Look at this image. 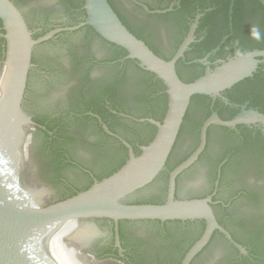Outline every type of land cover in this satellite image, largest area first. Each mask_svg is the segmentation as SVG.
Instances as JSON below:
<instances>
[{
	"label": "water",
	"instance_id": "1",
	"mask_svg": "<svg viewBox=\"0 0 264 264\" xmlns=\"http://www.w3.org/2000/svg\"><path fill=\"white\" fill-rule=\"evenodd\" d=\"M39 1L40 6L36 7L34 12L28 13L32 22L44 23L49 19L67 16V6L62 0ZM36 2L31 0L22 4L26 7L25 5H35ZM83 8L87 18L85 24L102 39L124 49L127 52L126 58L136 61L139 68L154 73L163 81L168 94L167 112L162 122L154 119L139 120L157 129L153 140L140 148L139 156L134 155L129 143L118 138L127 149L126 163L108 178L94 180L89 189L56 201L68 192L59 178H65L77 187L84 186L87 179L72 167L53 169L43 140L38 135L34 136L33 144L35 170L31 174L32 180L28 179L30 133H34L32 129L35 124L20 106L30 67L31 50L34 45L50 38L56 31L33 39L15 5L10 0H0V21L4 31L0 33V37L6 42L5 68L3 72L0 70V264H116L93 259L81 251V247L98 233L95 234L90 225L80 221L102 218L112 220L116 225L120 220H203V233L186 252L180 264H190L207 245L214 231L223 234L240 253L245 254V249L216 221L210 207V198H175L176 178L191 166L204 150L210 125L230 128L244 123L264 124L263 115L243 109L231 120L225 121L213 113L200 128L196 149L169 173L166 195L163 177L146 186L163 169L191 97L205 95L215 99L222 91L251 77L258 65L264 61V49L235 55L220 62L213 69L207 68L202 76L192 82L185 83L176 72L175 62L183 58L184 51L193 40L194 26L174 57L166 61L127 30L107 0H84ZM88 49L98 57L111 54L109 48L102 43L95 40L85 41L84 35L72 37L66 47L48 44L37 48V55L57 71V76L50 81L41 77L34 79L33 111L63 110L71 106L81 73V69L76 68L73 57L85 55ZM128 72L131 77L141 76L133 65H129ZM74 126L79 130L80 136L89 143L80 139L68 146L69 153L95 172H101V161L111 153V149L108 146L100 150L94 149L93 146L100 142L94 129L82 123H75ZM26 128L29 130L25 134ZM102 128L108 135H113L105 125H102ZM121 132L126 133L124 130ZM194 143V136L185 134L175 149L173 160L183 156ZM209 185L207 165L202 162L182 177L180 192L200 193L207 190ZM241 187H255L259 192V203L254 205L247 200H241L236 207L245 214H255L264 224V172L248 170L242 173L233 188ZM164 195L165 200L161 204L128 203L134 200H161ZM138 227L141 234L150 239L153 245V227L148 224H140ZM174 228L176 227L173 226L172 229ZM163 248L165 249L160 246L161 250H164ZM230 254L231 250L227 244L217 237L197 264H215L220 257Z\"/></svg>",
	"mask_w": 264,
	"mask_h": 264
},
{
	"label": "flooded vegetation",
	"instance_id": "2",
	"mask_svg": "<svg viewBox=\"0 0 264 264\" xmlns=\"http://www.w3.org/2000/svg\"><path fill=\"white\" fill-rule=\"evenodd\" d=\"M10 1L23 16L33 39L56 31L50 38L33 46L20 103L22 111L35 124L32 129L34 133H30L28 179L32 180L31 174L35 170L33 144L34 136L38 135L43 140L53 169L59 170L63 166L75 168L86 177L87 181L93 183L97 180V174L107 167L116 153L115 142L122 144L118 138L127 143L130 141L140 149L143 146L141 142L148 136L149 123L139 120L153 118L134 115L133 111L137 103L128 99L123 92L124 86H134L128 72L129 65H133L135 69L138 65L136 61L127 59V55L119 54L118 46L102 39L85 24L87 18L83 8L84 0H62L67 6V16L49 19L44 23L32 22L28 16V13L34 12L36 7L40 6L39 0H35L39 5L35 3V5H25L26 7H23L22 3L31 0ZM262 1L264 3V0H107L127 30L144 42L154 54L166 61L174 57L194 26L193 40L184 51L183 58L175 62L176 72L182 80L204 73L207 68L213 69L220 62L235 55L263 50L264 4ZM0 33H4L2 22ZM78 35H84L85 41L95 40L102 43L111 51L110 56L98 57L90 49L83 56L74 55V64L76 68L81 69V73L71 106L63 110L33 111L34 79L41 77L45 81H50L57 76V71L37 55V48L48 44L66 47L70 39ZM5 61L6 42L0 37L2 72ZM121 78L128 79L122 86L118 83ZM245 79L250 80L236 88H232L233 85L222 91L220 96L215 99L210 98L206 103H195L190 106L185 121L186 130L180 139L189 133L194 136L195 143L174 162L184 159L187 155L189 157L196 149L200 128L213 113L225 121L231 120L243 109L253 110L264 116V61L258 65L251 77ZM107 95H111L116 101L115 108L107 101ZM94 109H98L100 114L93 112ZM75 123L91 126L97 133L100 142L93 146L94 149L100 150L105 146L111 149V153L101 161V172H95L69 153L68 146L78 140L89 143L80 136L79 130L74 126ZM102 125H105L113 135H108ZM197 125H200L199 129L195 130ZM109 126H113L115 131H111ZM99 127L109 138L98 134ZM120 129L126 133H122ZM28 130L25 129V134ZM196 133H198V141ZM52 143L56 144L55 149L63 155V162L60 165L53 162L50 151ZM131 147L133 149L132 145ZM202 162L206 163L210 175L208 189L200 193L180 192L182 177ZM248 170L264 172V124L244 123L230 128L210 125L207 129L204 150L198 159L176 178L175 198L178 200L210 198V207L216 221L245 249L246 253H240L223 234L214 231L207 245L190 264H197L217 237L227 244L231 254L220 257L215 264H264V224L255 214H245L236 207L241 200H247L254 205L259 203V192L255 187L233 188L239 176ZM158 178L159 176L146 187L152 185ZM59 181L68 192L56 201L67 198L70 193L80 192L83 187L74 186L65 178H59ZM164 200L165 197L161 200H134L128 203L161 204ZM202 222L204 221L201 219L120 220L116 225L112 220L105 218L88 219L80 223L90 225L95 230V234H98L82 246L81 251L93 259L116 264H180L186 252L203 233L205 222L204 225ZM140 224L153 227L151 233L153 245L150 239H146L141 234L138 227ZM173 226L176 228L172 229ZM160 246H164L165 249L161 250Z\"/></svg>",
	"mask_w": 264,
	"mask_h": 264
},
{
	"label": "trees",
	"instance_id": "3",
	"mask_svg": "<svg viewBox=\"0 0 264 264\" xmlns=\"http://www.w3.org/2000/svg\"><path fill=\"white\" fill-rule=\"evenodd\" d=\"M0 26H1V21H0ZM119 54L122 55H127V52L120 48L117 47ZM139 73H141L142 75L140 77L137 76H132V81L134 82V86H130V87H126L124 86V95L130 99L133 100L134 102L137 103L133 113L134 115H136L137 117H151L153 119H155L158 122H162L165 114L167 112V105H168V94L166 93L167 87L165 86V84L163 83V81L158 78L154 73L143 70V69H139L137 67L136 69ZM204 73L201 72L199 75L197 76H191L188 77L184 80H181L185 83H189L192 82L193 80H195L196 78L202 76ZM126 78H121L120 81L118 82L120 86H122L123 84L127 83ZM250 79H245L242 82H239L237 84H235L232 88H236L238 86H240L241 84H243L244 82L249 81ZM227 92V91H226ZM106 99V98H105ZM210 100V97L205 96V95H195L193 97H191L190 99V103L188 106V109L186 111V114L183 118V122L181 124L179 133L177 135L176 141L172 147V150L165 162V165L163 167V169L160 171V173L157 175L159 177H163L165 180V187H164V193L166 192V183H167V178L169 173L178 165L180 164L183 160H185L188 155L178 161V162H174L173 160V153L177 147V143L181 137V135L185 132L186 130V125H185V121L187 119V113L188 110L190 108L191 105L195 104V103H206ZM107 101L110 103V105H112L114 108L116 107V101L112 98L111 95H107ZM93 112L100 114V112L98 111V109H94ZM201 124V123H200ZM97 126V125H96ZM198 127H196L195 130L199 129L200 125H197ZM147 128L149 129L148 132V136L145 140H143L141 142V144L143 146L148 145L153 138L156 135V127L147 124ZM109 129L111 131H115V128L113 126H109ZM97 132L98 134H100L102 137L104 138H109L107 135H105V133L102 131V129L99 127L97 128ZM196 140L198 141V133H196ZM132 146H133V152L134 155L137 157L141 154V150L138 149L137 147H135L132 142L128 141ZM115 151L116 153L114 154V156L111 158L110 163L107 165V167H105V169L97 174V181H101L105 178H108L109 176L113 175L114 173H116L127 161L128 159V155H127V150L126 148L120 144L119 142H115ZM56 144L52 143L50 146V151L52 152L51 154L53 155V162H55L57 165H60L61 162H63L62 157L63 155H61L60 152L57 151V149H55ZM193 151V150H192ZM92 181H87V183L82 187V189L80 190V192L85 191L87 189H89L92 186ZM77 193H70L69 197L74 196ZM165 197V195H164ZM66 198H63V200ZM202 224L204 225V222H202ZM242 245H244L243 242H241ZM173 264V263H172Z\"/></svg>",
	"mask_w": 264,
	"mask_h": 264
}]
</instances>
